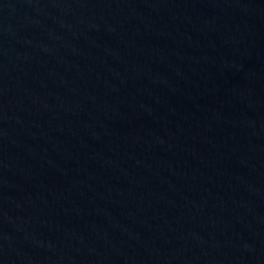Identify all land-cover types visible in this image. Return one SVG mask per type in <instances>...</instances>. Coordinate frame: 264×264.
I'll use <instances>...</instances> for the list:
<instances>
[{
  "label": "water",
  "instance_id": "water-1",
  "mask_svg": "<svg viewBox=\"0 0 264 264\" xmlns=\"http://www.w3.org/2000/svg\"><path fill=\"white\" fill-rule=\"evenodd\" d=\"M0 264H264V0H0Z\"/></svg>",
  "mask_w": 264,
  "mask_h": 264
}]
</instances>
